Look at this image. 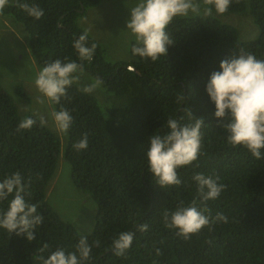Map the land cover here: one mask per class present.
I'll list each match as a JSON object with an SVG mask.
<instances>
[{
    "label": "trees",
    "instance_id": "obj_1",
    "mask_svg": "<svg viewBox=\"0 0 264 264\" xmlns=\"http://www.w3.org/2000/svg\"><path fill=\"white\" fill-rule=\"evenodd\" d=\"M100 1L19 0L42 8L44 16L39 20L20 9L18 0L1 11L27 32L29 50L41 69L56 59L83 63L84 71L102 80L115 99L110 96L103 105L96 95L73 84L67 98L50 101L55 111L63 107L73 118L61 153L58 134L41 126L38 114L21 113L0 84V182L19 172L26 202L36 204L44 217L33 230L32 241L0 228V264H42L40 256L47 258L57 248L75 251L82 235L92 246L87 264H264V155L257 160L242 146L227 143L228 133L220 126L227 119L214 116L215 105L206 93L208 79L220 70L222 60L238 57L240 51L264 60V0H231L222 14L250 15L259 31L253 39L242 40L238 27L213 15L178 16L166 28L174 43L156 61L134 55L136 42H132L130 59L112 62L89 33L88 46L97 47L90 62L80 61L72 45L86 29L77 20ZM18 94L25 96L20 89ZM24 117L37 122L18 132ZM169 118L181 124L203 118L204 124L198 158L176 169L181 184L162 188L149 172L146 153L153 134L169 131ZM85 133L88 147L75 149ZM60 159L71 165L73 185L92 193L96 213L91 231L80 232L47 204L46 187ZM195 173L218 177V183L225 185L217 199L200 203L192 180ZM12 198L0 201V213ZM193 200L198 209H207L205 215L221 213L227 222L204 227L189 239L164 226L165 210L174 211L181 202L188 206ZM142 224L148 225L146 231L138 230ZM124 231L133 232L134 239L125 255L118 257L112 240ZM97 240L99 247L93 245ZM45 243L49 249L41 253Z\"/></svg>",
    "mask_w": 264,
    "mask_h": 264
},
{
    "label": "clouds",
    "instance_id": "obj_2",
    "mask_svg": "<svg viewBox=\"0 0 264 264\" xmlns=\"http://www.w3.org/2000/svg\"><path fill=\"white\" fill-rule=\"evenodd\" d=\"M8 3L9 0H0V11ZM230 4L231 0H203V13L207 16L212 15L213 9L208 7L211 5L217 14L222 15ZM17 6L35 20L44 16V10L35 3L29 4L18 0ZM129 11L127 29L136 39V44L132 48L133 54L156 61L160 56H166L168 46L174 43L166 32L167 26L175 17H186L189 13L199 15L201 3L198 0H139ZM87 40L88 31L85 30L78 39L74 40L72 46L80 61L90 62L97 45L93 43L88 46ZM219 68V71L211 73L206 84V93L215 105L214 116L221 121L227 119V122L221 123L220 126L228 133L226 137L228 144L233 147L242 146L259 160L264 155L262 152L264 149V60L257 59L252 53L240 51L238 57L222 60ZM83 72V63L68 58L63 61L56 59L42 67L36 74L34 83L44 97L59 103L61 98H67L68 88L79 83ZM102 83V80L96 78L80 91L90 94ZM39 102L44 101L40 99ZM190 114L192 116L191 112ZM51 117L61 133H66L73 122L71 114L63 107L59 111H53ZM36 122L33 118L24 117L18 123L16 130L19 132L31 129ZM39 123L41 126L46 123L43 116L39 118ZM203 124V118L194 119L192 124H181L177 119L169 118L166 122L169 131L164 135L153 134L149 138V148L146 153L148 169L162 188L179 186L181 180L176 169L190 165L198 158L201 147L200 129ZM73 147L77 150L86 149L87 133ZM192 180L197 185V195L201 204L217 199L225 188V185L218 183V177L205 176L203 173H195ZM25 190L26 185L19 172L0 182V201L6 200L10 195L13 197L9 201L8 209L0 213V228L10 233L15 231L17 235H26L28 241H32L35 239L33 230L42 224L44 217L37 213L36 204L26 202L23 195ZM205 211L206 208L203 211L198 209L195 200L188 206H184L181 202L174 211L165 210L162 219L166 228L175 229L178 236L189 239L191 234L198 233L204 227L211 228L218 221L227 222L223 214L217 213L215 217H211L205 215ZM147 228V224H142L138 230L146 231ZM133 239L134 233L130 231L121 232L113 238L111 248L114 255L124 256L131 247ZM93 245L99 247V240L94 241ZM91 247L87 238L82 235L75 245V251L66 252L62 248H57L50 251L47 258L41 255L40 260L42 264H87L91 258ZM48 249L47 243L39 248L41 253Z\"/></svg>",
    "mask_w": 264,
    "mask_h": 264
},
{
    "label": "rangeland",
    "instance_id": "obj_3",
    "mask_svg": "<svg viewBox=\"0 0 264 264\" xmlns=\"http://www.w3.org/2000/svg\"><path fill=\"white\" fill-rule=\"evenodd\" d=\"M12 1L9 0V3ZM138 2L139 0H101L99 4L89 7L78 19V24L100 43L106 58L112 62L129 60L131 57L130 45L136 39L127 29L126 22L130 19L129 10ZM198 2L201 3L202 10L203 1ZM194 15L189 13L188 16ZM199 15H204L203 11ZM212 15L225 23L236 25L242 40L258 36V28L248 14L220 15L212 11ZM27 42L28 34L22 25L0 11V84L11 95L21 113L34 112L39 118H45V125L60 138L62 153L68 134L57 130L51 117L55 109L35 86V77L41 68L36 64ZM95 79L96 76L84 71L77 85L84 87ZM18 89L25 96L17 94ZM92 93L103 105L109 103L110 95L112 101L115 99L114 94L102 84ZM40 99L44 102L40 103ZM71 170V165L60 159L58 171L47 186L46 201L62 219L72 221L80 232H88L94 226L96 204L90 191L80 190L73 185Z\"/></svg>",
    "mask_w": 264,
    "mask_h": 264
},
{
    "label": "crops",
    "instance_id": "obj_4",
    "mask_svg": "<svg viewBox=\"0 0 264 264\" xmlns=\"http://www.w3.org/2000/svg\"><path fill=\"white\" fill-rule=\"evenodd\" d=\"M47 100L49 101V99L47 98Z\"/></svg>",
    "mask_w": 264,
    "mask_h": 264
},
{
    "label": "water",
    "instance_id": "obj_5",
    "mask_svg": "<svg viewBox=\"0 0 264 264\" xmlns=\"http://www.w3.org/2000/svg\"><path fill=\"white\" fill-rule=\"evenodd\" d=\"M130 68H132V67H130Z\"/></svg>",
    "mask_w": 264,
    "mask_h": 264
}]
</instances>
